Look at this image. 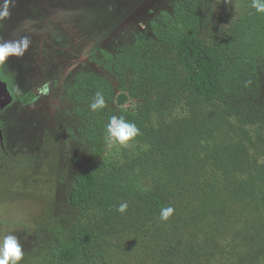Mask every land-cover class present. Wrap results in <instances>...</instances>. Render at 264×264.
<instances>
[{
	"label": "trees",
	"instance_id": "trees-1",
	"mask_svg": "<svg viewBox=\"0 0 264 264\" xmlns=\"http://www.w3.org/2000/svg\"><path fill=\"white\" fill-rule=\"evenodd\" d=\"M251 5L211 33L206 0H173L149 37L100 52L107 75L75 76L67 97L100 161L76 176L77 218L43 264H264V13ZM113 115L140 131L127 148L105 145Z\"/></svg>",
	"mask_w": 264,
	"mask_h": 264
},
{
	"label": "rangeland",
	"instance_id": "rangeland-1",
	"mask_svg": "<svg viewBox=\"0 0 264 264\" xmlns=\"http://www.w3.org/2000/svg\"><path fill=\"white\" fill-rule=\"evenodd\" d=\"M172 2L14 0L0 17V41H30L22 57L0 65V81L13 98L0 111V238L18 237L21 264L44 263L55 235H64L77 218L69 204L76 176L100 161L81 142L68 88L79 73L107 75L97 64L100 52L116 55L137 37H149L151 22L171 11ZM206 2L209 28L218 33L241 14L245 0ZM260 64L257 103L264 105V47ZM133 105L129 100L125 107Z\"/></svg>",
	"mask_w": 264,
	"mask_h": 264
},
{
	"label": "clouds",
	"instance_id": "clouds-1",
	"mask_svg": "<svg viewBox=\"0 0 264 264\" xmlns=\"http://www.w3.org/2000/svg\"><path fill=\"white\" fill-rule=\"evenodd\" d=\"M11 0H3V10L0 11V17L8 15V5ZM259 13H264V0H252V5ZM30 41L27 37H21L19 40L0 41V65H3L12 57L20 58L28 48ZM106 101L102 93L97 92L93 102L89 105L90 109L95 112L106 108ZM140 134L139 129L134 123L126 121L122 117L113 115L106 125L104 142L107 148L114 146L127 148ZM127 203H121L116 209L123 214L127 210ZM172 207L161 209L160 218L167 221L173 214ZM23 246L16 235L8 234L0 238V264H21L24 258Z\"/></svg>",
	"mask_w": 264,
	"mask_h": 264
},
{
	"label": "water",
	"instance_id": "water-1",
	"mask_svg": "<svg viewBox=\"0 0 264 264\" xmlns=\"http://www.w3.org/2000/svg\"><path fill=\"white\" fill-rule=\"evenodd\" d=\"M12 96L8 91L7 85L0 81V109L12 103Z\"/></svg>",
	"mask_w": 264,
	"mask_h": 264
},
{
	"label": "flooded vegetation",
	"instance_id": "flooded-vegetation-1",
	"mask_svg": "<svg viewBox=\"0 0 264 264\" xmlns=\"http://www.w3.org/2000/svg\"><path fill=\"white\" fill-rule=\"evenodd\" d=\"M3 2V0H2ZM11 4V3H10ZM0 7H3V3L0 2ZM8 88V86H7ZM10 89H8L9 91ZM4 109H0V111H3ZM2 129H1V125H0V147H1V151H3V149L5 148V144H4V135L2 136Z\"/></svg>",
	"mask_w": 264,
	"mask_h": 264
},
{
	"label": "crops",
	"instance_id": "crops-1",
	"mask_svg": "<svg viewBox=\"0 0 264 264\" xmlns=\"http://www.w3.org/2000/svg\"><path fill=\"white\" fill-rule=\"evenodd\" d=\"M11 1H14V0H11ZM1 3H3V2H1ZM12 4V3H11ZM12 6V5H11ZM12 7H14V6H12ZM15 8V7H14ZM12 10H13V8H11Z\"/></svg>",
	"mask_w": 264,
	"mask_h": 264
}]
</instances>
